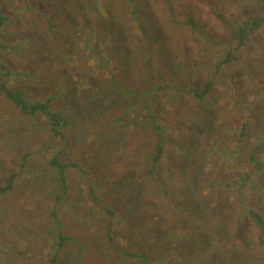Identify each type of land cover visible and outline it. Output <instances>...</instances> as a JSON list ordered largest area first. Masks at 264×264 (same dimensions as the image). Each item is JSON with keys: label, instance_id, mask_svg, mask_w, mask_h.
I'll return each mask as SVG.
<instances>
[{"label": "rangeland", "instance_id": "374dc122", "mask_svg": "<svg viewBox=\"0 0 264 264\" xmlns=\"http://www.w3.org/2000/svg\"><path fill=\"white\" fill-rule=\"evenodd\" d=\"M82 1L74 0L71 6ZM131 1L138 12L136 22L147 27V54L130 30L133 18L123 10L128 0H109L108 9L124 23L122 37L137 45L131 48L136 58L114 62L113 71L120 72L129 88L143 92H131L130 99L121 97L137 108L134 111L113 110L107 104L119 102L116 88L97 93L86 87L80 92L79 87L78 93L77 83L67 79L70 66L88 62L96 66V85L109 80L113 59L106 60L102 31L97 30L89 49L84 38H75L62 23L55 22L49 29L53 21L44 23L29 14L20 19V29L8 23L0 27V39L12 41L17 48L15 52L12 45L0 44L6 47L0 50L5 52L0 63L12 70L0 76L8 87L4 93L0 89V184L20 170L26 157V169L13 178L9 190L0 193V264H48L43 251L51 249L57 238L52 211L64 223L57 229L70 236L59 249L56 264H94L97 259H88L94 252L107 264H141L108 243L105 229L110 220L118 247L133 252L146 248L151 258L170 257L166 264H264L257 230L250 221L238 225L236 215L246 208L243 198L264 215V22L250 30L242 43L237 39L238 46L233 38L237 26L264 14V0ZM2 3L13 20L26 9L20 0ZM89 20L95 21V16L90 14ZM47 29L53 37L58 31V40L71 52L73 62L50 51ZM206 84L210 88L203 99L190 95V89L201 90ZM143 87L150 90L144 92ZM8 89L25 104L37 101L46 108L41 107L35 117L22 114L6 95ZM46 109L74 120L63 139L53 135ZM156 141L164 145L157 161ZM60 149L65 152L59 154ZM54 154L71 164L64 169L63 180L50 166ZM95 175L104 187L91 192ZM132 188L139 189L141 198L146 195L149 206L126 212L141 230H125L122 239L121 226L90 194L108 199L115 210L131 200ZM213 189H219L213 196L216 205L209 201ZM177 220L188 236L184 245H192L196 252H184L189 257L172 261L171 251L180 250L174 248L167 231ZM79 222L86 226L82 231L68 228ZM209 222L213 227L223 225L222 234L217 237ZM2 244L20 258L26 254L34 259L14 258Z\"/></svg>", "mask_w": 264, "mask_h": 264}, {"label": "trees", "instance_id": "16d2710c", "mask_svg": "<svg viewBox=\"0 0 264 264\" xmlns=\"http://www.w3.org/2000/svg\"><path fill=\"white\" fill-rule=\"evenodd\" d=\"M2 1L3 0H0V27L4 26L6 23H8V24L12 25L10 28L16 27V28L20 29L19 26H21L22 22H23V21L21 22L20 19L27 17L29 14L32 18L34 16H37L44 23L53 21L50 24H48L49 29H51V27L56 25L55 22L62 23V26L65 25L64 28H67L76 34L75 38H77V37H79L78 39L84 38V44L89 49H91L92 45L95 43V39L93 38V36L96 38L95 33L97 32V30H100V31H102V33H105V46H106L107 55H108V58L106 60L110 63L111 57L113 59V63H110L112 65V67L109 68L110 74H111V77L109 78V80L108 79L103 80L99 85H96L97 83H95V79H97V76L94 75L96 66H91V65H89L88 62H80V64L77 65V68L70 66V70H69L70 75H67V79H69L72 83H77L75 85V88L78 91V93H79V87H81V89H82L80 92H82L86 87V88H91L93 91H96L97 93H100L101 90L105 92L109 88L110 89L116 88V89H118L116 96H119V98H118L119 104L116 103V101H111V100L107 104L112 106L113 110H114V107L116 108V110H128V109H130V110L134 111L135 109H137L135 107H131L130 104L127 105L125 99H130L132 97L131 92H133L136 95H138V93L143 94V92H140L138 89H135L134 87L129 88L130 85L128 83L124 82V80H122L120 78V72L119 71L113 72L114 70H116V68L114 67L115 63L118 65L122 61L126 62V58H128L130 60H134L136 58V56L133 54V51L131 50V48H135V47H137V45L131 44V42L128 41L127 38L122 37L124 23H122L118 19V16L115 12H113L111 9H108V8H110L109 0H99L100 1L99 3L96 2L97 0H83L82 2H79V5L74 4L73 6H71V4L74 2V0H36L34 4H31L29 0H20L24 3H26V9L23 13H21V15L15 14V16H17V19H15V20H13L6 12L3 11L4 6H3ZM136 2H139V1H136ZM23 6H25V5H23ZM138 8H142V7L138 6ZM123 10L125 11L127 17L130 15L133 18V20L131 18H130L131 20H129V23L131 25L130 30H132V32L135 34L136 39L139 40L140 48H141L142 52L144 51L145 54H147V50H148V46H149V39L146 38L144 35V30H147V27L145 26V24L140 25L138 22H136L138 19L137 8H134L133 2L131 0H128V4L124 5ZM90 14H93L95 16V21L89 20ZM56 15H58L59 18H56L55 17ZM12 16H14V15H12ZM21 16H23V17H21ZM191 21L192 20L190 19L188 21V23L190 24ZM244 22H246V23H244V25L242 27L235 28V30H234L233 38H234L235 45H236L237 39L240 40V43H242V41L244 40V38H246L247 33L250 30L257 28L260 24H262L264 22V14L261 17H252V20L250 19V20H246ZM191 26H194V23L191 22ZM47 31H48L47 42L50 46V51L56 53L62 60H66L68 62H73V61L69 60V56H70L71 52L68 51V49L65 47L63 42L58 40V35H59L58 31H56V37H53L50 34V31L48 29H47ZM154 32H155L154 29H152L148 32L150 38ZM66 33H69V32H66ZM142 38H144L145 40L140 41V39H142ZM139 42L136 40V43L139 44ZM0 44H2L3 46H9L8 44H10V45H12V47H10V49L13 48L16 50L15 52H17V48L13 47L14 43L8 39H6V40L0 39ZM89 45H90V47H89ZM236 46H238V45H236ZM1 47L2 46H0V48ZM5 48L2 47V49H0V50H3ZM5 51H6V49H5ZM4 55H5V52L0 53V60L2 59V57ZM100 60H102V59H100ZM227 61H228V59L221 60L222 63H225ZM101 63H103L105 65V68H106V66H107L106 63L105 62H101ZM0 68L2 69L0 76H2V75L6 76L9 74V72L12 71L11 69H8L6 66H4L3 63L2 64L0 63ZM3 69H6L7 71L3 72ZM218 70H219V68L216 71H218ZM4 88H8V87L6 86V81H4V78H1L0 79V89L3 93H4ZM209 88H210V84H206L201 90H198L196 88H192L189 90V92H190V95L193 96L195 99H202V98H204V96L208 92ZM124 90L126 91L125 95H124V93H125ZM149 90H150V88H144V92H146V91L148 92ZM10 91H11V89L6 90V95H8L10 97V100L17 106V108L19 109V111L22 114H28V115L35 117L36 112H38L41 107H45L43 103L37 102V101H35L32 105H28L27 103L25 104L24 101H22L20 99V97H18L16 94L11 93ZM107 97H108V95H107ZM121 97H124L125 99H121ZM110 106H107V107H109V109L111 110V113H113L112 108ZM126 108H128V109H126ZM45 112H46L45 117L47 118V120L50 124V129L53 131V135H56V136L59 135V137L61 139H63L64 134H66L65 130L71 128V126H68V125H71L70 123L74 122V120L72 118H69L68 116L64 115L62 112H54V111H50L48 109H46ZM161 138H162V136L159 137V139H161ZM60 143H61V147H64L66 141H63ZM154 146L157 150L156 155L154 156V160L156 159V161H157L162 156V153H163L162 150H163L164 145L161 146L160 142L156 141ZM64 152H65V149L64 150L60 149L59 154H63ZM26 155H28V154H26ZM23 160L24 161L21 164L20 170H18L16 173H11V176H9L8 180L5 183L0 184V193H4L7 190H9V188L12 185L13 178L22 174V172L26 169V157H24ZM49 163H50V166L55 168V171H56L57 175H59L61 180H63L64 175H65L64 169L70 163L61 162L58 158V154L51 155V157H49ZM73 164L76 165L77 163L74 162ZM124 165H126V163H124ZM131 176H133V175H130V177ZM95 177H96V175L93 177V180H91L90 191H91V189H93V190H95L97 188L103 189V187H104V185H100V183L97 180L95 181ZM139 177L140 176H137V178H139ZM114 183H116V182H114ZM124 188L125 187H121V189H124ZM161 190H163L167 193V191L165 189H161ZM218 192H219V189H215V190L213 189L212 190V195L209 194V201L210 202L214 203L213 196H215ZM132 193H133V195H132L131 200L128 201L127 203H124L123 208L115 209V210L111 209V203L108 201V199H105L101 196H97L93 193L90 194L92 199H94L95 201L100 203L103 206V208L109 214H111L113 219L117 221V225L121 226L122 232L119 231V233L122 234V239L126 238L125 237V232H126L125 230H130V231H140L141 230L140 225H137L136 223L130 222L127 219L126 212L128 210H135L138 206H140L142 204H144L145 206H149V203L145 202L146 195L142 198L140 197L139 189L132 188ZM243 201H244V205H246V208L242 207L239 210V213H236L237 222H239L238 225H242L243 221H245V222L250 221L253 224V226L257 230V239H258L259 244L263 247V254H264V215L257 212L254 208H252L250 206V203L245 198H243ZM209 204H211V203H209ZM171 205L173 208L176 207L177 209H179V207L175 203H173L172 201H171ZM214 205H216V203H214ZM215 207L217 208L218 206H215ZM84 209H85V207H82L81 212ZM176 211H178V210H176ZM217 212L221 213L220 207L217 208L216 213ZM56 214L57 213L55 211H52V216L56 222V225H54V229L56 231V236H57L56 241H55V243H52L51 246H53V247L51 249H46L47 251L46 250L43 251L44 254L48 255V264H56L57 263L58 256H59V249L63 246V243L66 241V239L70 237L69 235H63V233H61L57 229V227L64 226V223H62L61 220L58 217H56ZM177 214H179V213H177ZM220 217H221V214L218 215V220L220 219ZM200 220H201L200 218L196 219L197 222H199ZM205 220H208V219H205ZM218 222H220V221H218ZM180 223L181 222L177 220L175 225L167 231V233L169 234V236L173 240L174 248L176 249V247H177L180 250V251H176V252H175V250L171 251V254H173L172 259H171L172 261L175 259L180 260L181 258L182 259L185 258L187 256V255H185V253L191 255L193 252H196V251H193L192 245L191 246L190 245H184L183 238H185V237L188 238V236H184L183 231H184L185 227H183V225H181ZM212 223L209 222L208 226L216 232V235L218 237L219 235L222 234V231L224 230V226L219 223L220 225L217 224V226L213 227L211 225ZM111 224H113V222L110 220L108 223V226L105 229V233L107 234V241L113 247V249L115 251H119V252L123 253L125 255L124 256L125 258L130 257L133 259H137V261L140 262L141 264H166L169 261L168 258H170V257H168V258H166V257H158V258L149 257L148 251H145L146 248H143L140 251L133 252V251H129L127 249H122V248L118 247V244H116L114 242L115 239L113 238V234L111 233L112 231L109 229ZM213 225H214V223H213ZM69 227H70V230L73 232H75L76 230L80 232L86 226H84L81 222H79L75 226L70 225V226H68V228ZM227 228H225V229H227ZM138 234H140V233L138 232ZM136 236H138V235H136ZM150 242H152V240H150L149 243ZM198 242L199 241H197V243ZM1 247L6 248L11 253L12 257L18 258L21 261H25V259H27V258H29L31 260L34 259L32 257V255L26 256V254H23V257L20 258L19 255L16 252H14V250L11 247L6 246L5 244H2ZM187 257H189V256H187ZM263 258H264V255H263ZM88 259L90 261H95L97 259V263H94V264H107L104 262V260H99L98 257L96 258L95 252L92 255H90ZM105 259H107V258H105ZM121 262H122L121 264L126 263L123 261H121ZM79 264H84V263L81 261ZM116 264H120V263H116ZM183 264H185V263H183Z\"/></svg>", "mask_w": 264, "mask_h": 264}, {"label": "bare ground", "instance_id": "6f19581e", "mask_svg": "<svg viewBox=\"0 0 264 264\" xmlns=\"http://www.w3.org/2000/svg\"><path fill=\"white\" fill-rule=\"evenodd\" d=\"M244 23H246V22H244ZM238 27H240V26H237L236 28H238Z\"/></svg>", "mask_w": 264, "mask_h": 264}, {"label": "clouds", "instance_id": "9594fccd", "mask_svg": "<svg viewBox=\"0 0 264 264\" xmlns=\"http://www.w3.org/2000/svg\"><path fill=\"white\" fill-rule=\"evenodd\" d=\"M205 97V96H204ZM203 99V98H202ZM198 100V99H197Z\"/></svg>", "mask_w": 264, "mask_h": 264}]
</instances>
